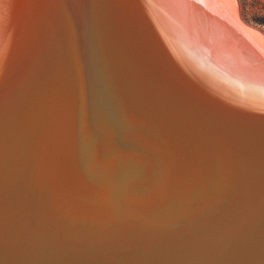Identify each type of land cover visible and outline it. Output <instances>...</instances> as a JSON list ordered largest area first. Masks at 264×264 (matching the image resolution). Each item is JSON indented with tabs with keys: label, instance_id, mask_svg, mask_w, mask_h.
I'll return each mask as SVG.
<instances>
[{
	"label": "bare ground",
	"instance_id": "bare-ground-1",
	"mask_svg": "<svg viewBox=\"0 0 264 264\" xmlns=\"http://www.w3.org/2000/svg\"><path fill=\"white\" fill-rule=\"evenodd\" d=\"M235 1L0 0V264L45 238L37 264L102 263L111 234L137 227L127 216L163 205L204 243L196 255L218 262L228 242L264 260V37Z\"/></svg>",
	"mask_w": 264,
	"mask_h": 264
},
{
	"label": "water",
	"instance_id": "water-1",
	"mask_svg": "<svg viewBox=\"0 0 264 264\" xmlns=\"http://www.w3.org/2000/svg\"><path fill=\"white\" fill-rule=\"evenodd\" d=\"M116 122L117 131H119L122 125V127H128L131 137L135 136L134 138H137L138 135H143L145 138L152 137L150 141L153 137H155V140H167L175 146L192 150L200 147L196 145L197 143H192L190 140L186 141L178 139L182 136L184 137L182 133L163 131L160 126H158L159 129L148 127L147 129L140 131L143 126H145L142 125V121L140 119H128L126 121L117 119ZM164 133H168L173 137L166 136ZM64 150L65 149H63V151ZM134 151L136 150L134 149ZM138 155V153H134L133 157ZM167 159L173 160L170 164L164 165V169L167 170L168 175L176 170L177 174L180 175L181 180L185 181L184 190H179L182 193L181 195L186 196L187 199L195 196V199L192 201L190 200V203L198 202L199 200L196 198L199 196L200 192L203 191L195 186L194 182H196V179H191L187 173H183L175 169V159L171 156ZM210 183L211 182L208 183V186ZM104 203L102 205H104ZM163 207L164 208H155L150 211L147 209L143 210L142 213L147 214L144 215L142 219H140L141 213H138L141 211H136V213L134 212L132 215L127 216L128 219H126L123 223L132 224L137 222L135 224V227L136 225L137 227L132 234L122 233L116 238H114L111 234L109 239V241L112 240L111 245H109L108 251L107 249H103V256L101 258L103 259L102 263H98L97 260H89L90 258H82L80 260V256L77 257V255H74L71 259L64 260L62 264H81V262H84L83 264H264V260L262 259L260 261H257L259 259H253L256 258L257 255V253L254 254V252H256L255 250L249 251L247 247H244V251H241V248H236L228 242H222V247L214 248L220 259L218 262L210 259L207 252L208 250L206 251L205 256L196 255L194 251H198L204 246L202 240L198 242V240L193 241L192 239L187 238L190 237L189 230L185 231V223H183L182 219L179 220L175 216V208H169L165 205H163ZM196 212L197 210L195 213ZM98 213L101 215L102 220L108 219L111 215L115 218V210L111 213L109 208H99ZM93 217H96V215L94 214ZM99 219L100 217L94 218L92 221L93 225L100 222L101 220ZM148 225L152 226L147 228ZM84 227H87V223L83 226V228ZM139 229L141 230L137 232ZM104 231L110 232L109 229H104ZM47 240L48 239L46 238L44 241H40L39 239L29 240L27 245L24 247L25 252H28L25 253L21 264H29L31 260L34 264H37V259L40 260V258L45 255V253H41V249L47 250L51 245ZM83 246L86 247L87 245ZM192 247L194 251L192 250ZM43 261L44 260L40 261V264H43Z\"/></svg>",
	"mask_w": 264,
	"mask_h": 264
},
{
	"label": "rangeland",
	"instance_id": "rangeland-1",
	"mask_svg": "<svg viewBox=\"0 0 264 264\" xmlns=\"http://www.w3.org/2000/svg\"><path fill=\"white\" fill-rule=\"evenodd\" d=\"M235 2L240 11L238 12L242 23L264 37V0H236Z\"/></svg>",
	"mask_w": 264,
	"mask_h": 264
}]
</instances>
